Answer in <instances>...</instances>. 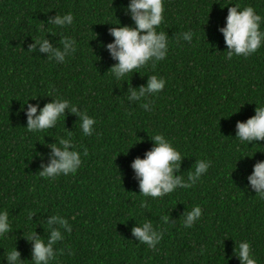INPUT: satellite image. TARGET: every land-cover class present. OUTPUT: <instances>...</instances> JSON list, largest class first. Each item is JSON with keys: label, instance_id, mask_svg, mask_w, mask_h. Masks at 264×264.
I'll list each match as a JSON object with an SVG mask.
<instances>
[{"label": "trees", "instance_id": "1", "mask_svg": "<svg viewBox=\"0 0 264 264\" xmlns=\"http://www.w3.org/2000/svg\"><path fill=\"white\" fill-rule=\"evenodd\" d=\"M128 3L0 0V210L7 211L10 223V231L0 236V264H7L4 254L13 248L30 264L25 238L35 231L46 240L53 214L64 217L72 231L60 230L64 238L54 245L56 259L50 264H239L233 252L245 240L257 264H264V200L247 180L264 160V140L235 139L237 122L264 105V43L246 58L229 60L218 30L227 7L239 5L262 17L264 31V0H163L157 31L169 37L166 58L115 81L108 70L118 62L101 45L113 42L108 31L118 21L132 24L122 10ZM68 12L71 25L48 23ZM188 31L191 43L179 38ZM42 37L53 48L61 47V37H70L76 50L63 63L49 60L39 45L28 52ZM150 75L163 77L164 89L139 103L127 99L129 87L146 86ZM56 98L95 119L92 135L84 136L79 118L67 110L53 129H25V102L38 105V114ZM66 131L81 152V166L74 175L40 177L41 165L50 163L49 145ZM154 134L181 153L174 175L186 179L197 160L210 161L207 172L190 188L156 199L139 195L131 164L152 149ZM196 205L200 219L184 228L181 216ZM145 219L162 233L155 249L132 235Z\"/></svg>", "mask_w": 264, "mask_h": 264}, {"label": "clouds", "instance_id": "2", "mask_svg": "<svg viewBox=\"0 0 264 264\" xmlns=\"http://www.w3.org/2000/svg\"><path fill=\"white\" fill-rule=\"evenodd\" d=\"M122 10L128 15L132 24L121 25L117 20L118 23L110 27L108 31V34L113 37V42L101 45L106 47L111 59L118 62L108 70L115 81H120L127 74L133 73L134 70L140 69L149 62L154 65L157 61L164 60L168 52L169 37L164 31H157L163 22V0H129L127 6ZM261 22L262 17L256 14L251 6L241 8L239 5H232L227 7L224 27L218 29L222 33L226 45V51L223 52L226 54V59L230 60L233 56L246 58L262 46L264 31L260 30ZM48 23L64 28L73 23V14L68 12L56 15ZM192 37V32L188 31L181 33L179 38L191 43ZM59 43L61 47L53 48L48 40L42 37L34 40L28 52H33L39 45V51L48 53L49 60L63 63L66 56L75 52L76 41L70 37H61ZM165 83L163 77L150 75L147 77L146 86H141L138 90H132L129 87L130 95L127 99L139 103L141 98L159 94L164 89ZM28 101L24 105H27L25 129L29 132L38 133L46 129H53L58 119L64 118L65 110L79 118V127L84 136H90L94 131L95 119L90 117L87 112L80 111L68 99H51V102L39 109L38 114V105H29ZM140 106L145 111L151 110L149 103H142ZM254 112L255 114L245 122H237L235 139L248 144L264 140V105L256 106ZM66 133V137L58 138L56 139L57 143L49 145L51 147L50 163L47 167L41 165L43 170L38 173L40 177L54 179L61 175H74L81 166V152L77 151L73 144L72 133L67 131ZM151 140L154 144L152 149L144 154L143 159L136 158L131 164L138 181L139 195L143 197L156 199L172 193L177 188H190L210 167V161L197 160L193 170L188 172L186 179L183 176L174 175V172L178 171L180 167L181 153L162 134H154ZM83 155H87V149L83 150ZM247 180L255 195L264 200V160L253 166L252 174L247 177ZM31 217L30 213L29 219ZM181 217L182 226L190 229L200 219L201 207L193 206L190 211H184ZM161 219L165 224L169 223L167 215L162 216ZM53 225L56 226L53 227ZM46 229L48 231L46 240L39 237L35 231L30 232L25 238L31 244L30 264H50L56 259L54 245L64 238L60 230L72 231L68 221L57 214L50 216ZM9 231L8 213L5 210H0V236H4ZM131 231L140 244H146L150 249H155L162 239V233L158 229H154L152 222L147 219L142 224L133 227ZM233 254L239 260V264H257L251 246L246 240L238 244ZM4 260L7 261V264H23L25 261L20 258V253L16 248L5 253Z\"/></svg>", "mask_w": 264, "mask_h": 264}]
</instances>
